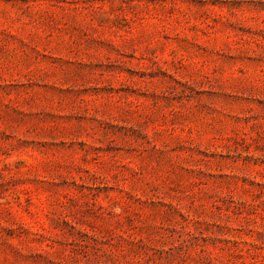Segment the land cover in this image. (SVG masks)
Instances as JSON below:
<instances>
[{
	"label": "rangeland",
	"instance_id": "obj_1",
	"mask_svg": "<svg viewBox=\"0 0 264 264\" xmlns=\"http://www.w3.org/2000/svg\"><path fill=\"white\" fill-rule=\"evenodd\" d=\"M0 264H264V0H0Z\"/></svg>",
	"mask_w": 264,
	"mask_h": 264
}]
</instances>
